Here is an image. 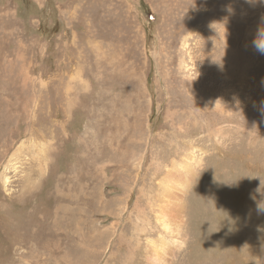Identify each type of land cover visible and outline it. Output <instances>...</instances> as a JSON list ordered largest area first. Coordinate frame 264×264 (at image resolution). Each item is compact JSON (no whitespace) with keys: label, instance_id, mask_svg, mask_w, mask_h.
I'll list each match as a JSON object with an SVG mask.
<instances>
[{"label":"rangeland","instance_id":"374dc122","mask_svg":"<svg viewBox=\"0 0 264 264\" xmlns=\"http://www.w3.org/2000/svg\"><path fill=\"white\" fill-rule=\"evenodd\" d=\"M261 27L264 0H0V264H264Z\"/></svg>","mask_w":264,"mask_h":264},{"label":"bare ground","instance_id":"6f19581e","mask_svg":"<svg viewBox=\"0 0 264 264\" xmlns=\"http://www.w3.org/2000/svg\"><path fill=\"white\" fill-rule=\"evenodd\" d=\"M178 180H180V178H178ZM176 182L173 181L172 177L169 174L162 180V182L160 183V188H159V190L161 191L159 195H161V196L159 197L158 205H157V210H158L157 221L159 222L162 229L167 233H169V232L171 233L170 220H172V219H170V217L168 215V210H169L168 206L171 204V196L170 195H171V193H173V189L178 186V185H176ZM183 183L186 185L185 181H183ZM166 195L168 197H166ZM176 218L180 219L182 217L177 213ZM177 222H180V221H177ZM181 223H182V220H181ZM176 224L177 225L174 226V227H176V229L175 228L174 229L172 228V229L175 230V232L177 234L178 233L177 227H179L180 224L179 223H176ZM173 243L178 245V246L182 245V242L181 241L179 242V240H174ZM165 247H166V244H164L163 242L161 243V241H159V240H149L148 244H147V249H146L147 259L153 264H162L164 262V256L163 255H165L166 251H167L165 249ZM176 252H177V250H176Z\"/></svg>","mask_w":264,"mask_h":264},{"label":"clouds","instance_id":"9594fccd","mask_svg":"<svg viewBox=\"0 0 264 264\" xmlns=\"http://www.w3.org/2000/svg\"><path fill=\"white\" fill-rule=\"evenodd\" d=\"M252 45L257 53H259L260 55H264V27L258 29L257 34L252 41ZM262 83H264V81H262ZM258 178L260 179V184L255 191L256 193H259L262 198L256 200L255 195L250 194V196L256 202V207H255L256 214L258 216H264V188H261V178L260 177ZM257 231L264 232V226H259L257 228Z\"/></svg>","mask_w":264,"mask_h":264}]
</instances>
